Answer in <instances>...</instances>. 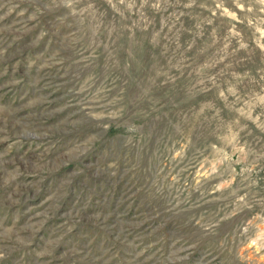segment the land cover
<instances>
[{
    "label": "rangeland",
    "instance_id": "obj_1",
    "mask_svg": "<svg viewBox=\"0 0 264 264\" xmlns=\"http://www.w3.org/2000/svg\"><path fill=\"white\" fill-rule=\"evenodd\" d=\"M0 264H264V0H0Z\"/></svg>",
    "mask_w": 264,
    "mask_h": 264
}]
</instances>
